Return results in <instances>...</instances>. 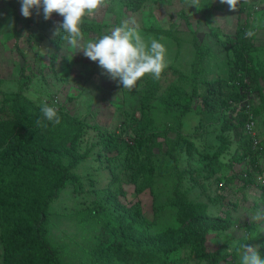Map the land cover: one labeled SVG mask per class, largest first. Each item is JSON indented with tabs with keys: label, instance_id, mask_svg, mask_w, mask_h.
<instances>
[{
	"label": "trees",
	"instance_id": "obj_1",
	"mask_svg": "<svg viewBox=\"0 0 264 264\" xmlns=\"http://www.w3.org/2000/svg\"><path fill=\"white\" fill-rule=\"evenodd\" d=\"M148 1L164 0H104L103 6H106L109 14H116V25L120 26L125 12L136 14ZM238 4L240 13L248 11L240 0ZM198 5L206 10L208 16L212 9H219V6L213 5V0H199ZM251 11L255 12L254 7ZM12 15L13 46L23 64L19 67L22 75L19 90L10 97L14 110L10 116L0 120V246L5 264H64L61 258L63 247L52 243L48 224L55 213L52 205L59 200L68 184H74L76 194H85L93 200L85 208L75 209L72 213L68 211L67 214L85 211L90 219L103 216L107 219L86 264H155L156 259L165 262L167 255L185 248H189V256L193 255L201 263L238 264L236 260H227L229 254L206 250L210 232L223 233L234 227L230 209L227 208L229 211H225L223 217L213 216L207 203H194L187 197V192L180 190V178L167 201L179 226L168 228L157 236L143 230L139 235L135 234L140 219L147 228L151 224L136 210L140 202L125 209L121 207L118 195H123V184L133 185L138 193L144 191L147 179L155 171V163H161L162 158L171 161L172 166L168 165L167 168H174L176 175L177 162L185 161L187 167L182 172L188 173L196 184L200 183V178L205 182L212 178V182H223L225 185L240 179L243 187L256 183L254 173L262 172L259 171L258 156L264 155V144L261 143L260 152L254 149L246 125L252 120L256 124L264 114V50L262 58H257V53L250 49L248 23L237 22L234 34H225L218 28L210 27V32L219 39V45L225 52L224 77L213 80L199 77L201 69L196 68L208 54L194 38L192 74L186 75L171 66V71L177 73V82L172 81L165 95L161 94L165 71L159 79L148 78L142 89L125 92L127 99L130 96L137 99V110L141 115L136 117L133 108L121 111L125 113L122 125L132 133V144H127L114 131L99 129L97 142L80 153L78 141L95 125L71 116L62 106L57 108L61 123H50L40 112V105L44 102H35L23 94L31 77L26 75V50L21 48L20 41L24 39L28 48L34 43L46 41L52 43L55 49L62 47L66 41L61 39L58 29L54 27L55 20L44 19L42 9H33L32 15L27 18L15 13ZM181 15L186 16L183 11ZM52 17L60 18L58 23L62 20L56 13ZM110 27L108 23L93 22L85 17L81 31L84 40H87L92 38L90 35L96 38L107 29L108 33ZM48 33L53 36L48 37ZM34 55H38V52H34ZM255 56L256 61L253 59ZM55 57L54 54L51 58ZM255 97L259 99L257 104L254 103ZM156 99L161 108L152 103ZM132 101L131 98L130 107ZM48 104L53 105L51 101ZM157 108L164 115H175L179 128L185 116L196 115L199 123L191 138L197 136V139L203 140L213 135V142L197 146L188 138L189 134L181 135L170 124L161 125L155 116ZM170 131L175 133V138L168 137ZM43 132L48 135L44 137ZM62 136L72 138L67 149L60 143ZM160 138L162 141H159ZM243 163L251 170L247 168L240 173L231 172L234 164ZM84 165L90 166L101 176L102 185L94 174L80 176L76 172ZM229 172L230 175H227ZM200 185L205 191L209 187V184ZM260 188L262 191L257 206L264 214V187L260 185ZM101 189L107 191L106 197L98 199ZM209 200L213 206H223L225 198L216 195ZM243 245H257L264 256V220L246 230L244 238L237 242L234 253L243 249Z\"/></svg>",
	"mask_w": 264,
	"mask_h": 264
},
{
	"label": "rangeland",
	"instance_id": "obj_2",
	"mask_svg": "<svg viewBox=\"0 0 264 264\" xmlns=\"http://www.w3.org/2000/svg\"><path fill=\"white\" fill-rule=\"evenodd\" d=\"M240 2L248 7V11L240 13L239 4H237L236 9H231L226 3H221V0H213V5L219 6V9H212L211 17V15L206 14V10H202L201 6H189L187 0H164L161 2L148 1L140 12L136 14L125 12L122 15L121 23L134 19L146 39H158L166 46L167 67L161 82L163 85L161 94H166V90L172 81L177 82L175 80L177 73L171 71V66L186 75H190L192 72L191 69L194 66L192 62L195 60L194 38L198 40V45L207 50L208 54L199 66L195 65L197 66L196 70L199 67L201 69L199 77L205 80H213L225 76V52L219 45V39H216L210 32L211 26L220 29L225 34H234L237 22L248 23L250 28L248 33L253 31L251 36L248 35L250 37L249 46L250 49H253V53H257L258 56L253 59L256 61V57L262 58V51L264 50V0H240ZM252 7H254L255 12L251 11ZM20 9V0H0V120L7 118V115L10 116L14 110L10 97L18 92L22 77L19 67L23 64V60L14 49L12 38L14 31V15L12 14L15 13L17 16L23 17ZM106 9V6L100 7L94 16L87 17V19L93 22L108 23L111 25L110 29L117 27L116 14H109ZM182 11L186 16L181 15ZM52 19L55 20L53 25L57 30L59 25L57 20L60 18L52 17L49 20ZM107 30L104 34H107ZM52 36V33H48V37L51 38ZM90 36L92 37L90 39H94L93 35ZM86 41L82 40L80 43L83 44ZM19 44L23 50H26V64L28 65L26 75L31 77V81L23 90V94L35 102L49 103L51 101V104L56 108L62 106L69 111L71 116L79 118L84 123L95 125L78 141L80 153H84L92 143L97 142L99 129L114 131L127 144H132L130 139L132 133L127 126L122 125L125 113L121 111L133 108L136 110V117L139 118L141 115L137 110V99L132 96L127 99L128 96L125 92L142 89L144 82L151 77L150 75L142 77L132 89H127L123 88L117 80L111 79L105 70L98 66L97 62L86 58L81 50H76L67 42L59 49H55L52 43L46 41L34 43L31 48L27 47L24 39ZM34 52H38V55L35 56ZM54 54L57 58L52 59ZM131 98L133 101L130 107ZM258 102V97H255L254 103L257 104ZM152 103L161 108L158 99L153 100ZM196 104L200 103L196 102ZM159 108H157L155 116L161 125L163 123L170 124L175 126L181 135L189 134L188 138L193 140L197 146H200L201 143L213 142V135L207 136L203 140L197 139V136H193L194 139L191 138L194 128H197L199 123L196 115L185 116L183 124L179 128L178 118L175 115H164ZM254 132L259 140V147L254 149L260 152V145L261 143L264 144V114L258 118ZM43 133L44 137L48 135L47 132ZM168 137L175 138V133L170 131ZM62 138L60 143L67 149V145L72 143V138L71 136H62ZM159 141L162 139L160 138ZM155 164V171L147 179L144 191L138 193L133 185L123 184V195H118L117 192L118 201L121 207L125 209L140 202L136 210H139L147 223L151 224V227L147 228L146 223L140 219L137 231L135 233L134 229V233L139 235V232L143 230L157 236L168 228L179 226V223L174 219V211L167 204V201L172 197L173 186L180 178V190L187 192V197L194 203H207V208L213 216L220 215L223 217L224 212L228 210L227 208L230 209L231 218L235 222L234 227L223 233L210 232L207 236L206 250L208 252L219 251L223 255L229 254L228 261L236 260L239 262V256L243 249L234 253L237 242L244 238L246 230L252 229L255 224L264 220V214L260 212V208L257 206V200L262 191L260 185L264 187V155L258 156L259 171L262 170L263 174L262 172L254 173L256 183L243 187V182L240 179H235L232 183L225 185L223 182H212V178L207 182L200 178V183L209 184L206 191L203 190L200 183L196 184V181L188 173L182 172L187 167L185 161L179 160L177 162V175L174 168H167L168 165L172 166L170 160H163L162 158L161 163ZM247 168L250 169L244 163L234 164L231 172L240 173ZM76 172L80 176L92 173L94 178L99 180L101 185L103 184L100 181L101 176L88 165L79 167ZM231 172L227 175H230ZM73 187L74 184H68L59 200L52 205L55 213L50 217L48 229L52 243L63 247L61 258L64 264H86L89 262V253L97 244L99 231L107 219L105 216L90 219L85 211L79 214H67L68 211L72 213L75 209L85 208L93 200L85 194H79V192L76 194ZM105 192H107L105 189L99 190L98 199L106 197ZM216 195H222L225 198L223 206L210 204L209 198ZM228 204H233V206H228ZM153 206L155 207L154 210ZM57 211L66 213L57 214ZM251 247L259 250L257 245ZM187 250L189 248L180 249L167 255L168 258L165 262L156 259L155 264H166V262L168 264H205L199 262L193 255L189 256ZM3 256L0 246V264L6 263Z\"/></svg>",
	"mask_w": 264,
	"mask_h": 264
},
{
	"label": "clouds",
	"instance_id": "obj_3",
	"mask_svg": "<svg viewBox=\"0 0 264 264\" xmlns=\"http://www.w3.org/2000/svg\"><path fill=\"white\" fill-rule=\"evenodd\" d=\"M189 6H198L199 0H187ZM231 9H236L239 0H221ZM21 14L30 17L33 9H42L45 20L53 13L62 17L58 25L61 39L81 50L83 55L97 62L110 76L117 80L123 88L132 89L142 77L150 75L159 79L167 67V50L158 39H146L134 19L124 21L107 34L98 35L94 39L84 40L81 25L85 17H92L104 5V0H20ZM249 36L251 32L247 33ZM43 118L54 124L61 119L55 106L48 103L40 105ZM238 264H264V256L248 245L242 246Z\"/></svg>",
	"mask_w": 264,
	"mask_h": 264
},
{
	"label": "built area",
	"instance_id": "obj_4",
	"mask_svg": "<svg viewBox=\"0 0 264 264\" xmlns=\"http://www.w3.org/2000/svg\"><path fill=\"white\" fill-rule=\"evenodd\" d=\"M252 120V119H251ZM254 128H255V124H254V121H250L247 125H246V131L247 133L249 134V136L251 137L252 139V142H253V147L254 148H257L259 147V140L258 138L256 137V134L254 132Z\"/></svg>",
	"mask_w": 264,
	"mask_h": 264
}]
</instances>
